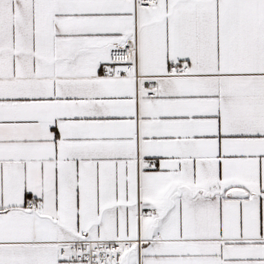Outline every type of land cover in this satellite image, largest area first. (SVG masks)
<instances>
[{
    "label": "snow or ice",
    "instance_id": "snow-or-ice-1",
    "mask_svg": "<svg viewBox=\"0 0 264 264\" xmlns=\"http://www.w3.org/2000/svg\"><path fill=\"white\" fill-rule=\"evenodd\" d=\"M0 264H264V0H0Z\"/></svg>",
    "mask_w": 264,
    "mask_h": 264
}]
</instances>
